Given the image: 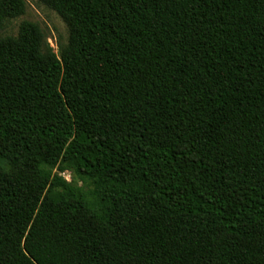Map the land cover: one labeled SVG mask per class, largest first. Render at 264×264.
<instances>
[{
  "label": "trees",
  "instance_id": "obj_1",
  "mask_svg": "<svg viewBox=\"0 0 264 264\" xmlns=\"http://www.w3.org/2000/svg\"><path fill=\"white\" fill-rule=\"evenodd\" d=\"M39 1L59 53L0 0V264H264V0Z\"/></svg>",
  "mask_w": 264,
  "mask_h": 264
},
{
  "label": "rangeland",
  "instance_id": "obj_2",
  "mask_svg": "<svg viewBox=\"0 0 264 264\" xmlns=\"http://www.w3.org/2000/svg\"><path fill=\"white\" fill-rule=\"evenodd\" d=\"M25 2V13L7 21L1 35L17 36L22 22H33L38 24L45 33L49 46L56 53H59V46L67 44L69 39V29L66 23L56 11L50 9L39 0H25ZM53 174H59L67 182L72 183L75 190L100 212L105 213L110 210V205L104 197L94 195L92 180L78 178L71 169L61 170L60 168H55Z\"/></svg>",
  "mask_w": 264,
  "mask_h": 264
}]
</instances>
